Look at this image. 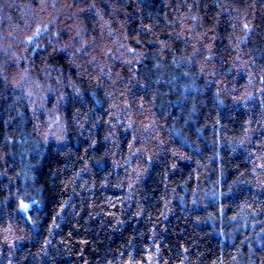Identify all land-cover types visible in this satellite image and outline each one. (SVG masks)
I'll use <instances>...</instances> for the list:
<instances>
[{
	"label": "trees",
	"instance_id": "1",
	"mask_svg": "<svg viewBox=\"0 0 264 264\" xmlns=\"http://www.w3.org/2000/svg\"><path fill=\"white\" fill-rule=\"evenodd\" d=\"M0 264H264V0H0Z\"/></svg>",
	"mask_w": 264,
	"mask_h": 264
},
{
	"label": "snow or ice",
	"instance_id": "2",
	"mask_svg": "<svg viewBox=\"0 0 264 264\" xmlns=\"http://www.w3.org/2000/svg\"><path fill=\"white\" fill-rule=\"evenodd\" d=\"M247 27H248V25H245V28H247ZM20 207H21L22 209H27V208H28V205H27V204H24L23 202H21Z\"/></svg>",
	"mask_w": 264,
	"mask_h": 264
}]
</instances>
